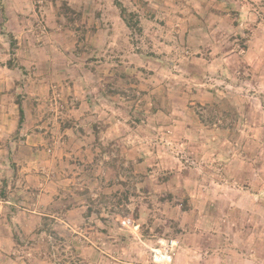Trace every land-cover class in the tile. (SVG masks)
Instances as JSON below:
<instances>
[{
    "label": "rangeland",
    "instance_id": "374dc122",
    "mask_svg": "<svg viewBox=\"0 0 264 264\" xmlns=\"http://www.w3.org/2000/svg\"><path fill=\"white\" fill-rule=\"evenodd\" d=\"M8 2L0 264H251L264 0Z\"/></svg>",
    "mask_w": 264,
    "mask_h": 264
},
{
    "label": "crops",
    "instance_id": "0c3cea01",
    "mask_svg": "<svg viewBox=\"0 0 264 264\" xmlns=\"http://www.w3.org/2000/svg\"><path fill=\"white\" fill-rule=\"evenodd\" d=\"M17 0H9V4L12 2V3H15ZM5 3H6V0H5ZM6 5V4H5ZM22 4H19V5H16V6H21ZM9 9H6V12L8 11ZM5 12V17H8L13 14V11L10 12V14H6ZM18 15V14H15V16ZM14 16V15H12ZM5 17H3L5 19ZM7 203V202H5ZM39 215H43V216H46L45 214H41L39 213ZM46 231L44 229H40L39 231ZM262 231H264V228L262 229ZM260 247V251L256 254L254 252V248L258 249ZM246 259L244 261H247L248 263H251V264H254L255 262H259L260 264H264V238L261 237V240H255V246H252L251 249H250V253L248 255V253L246 254ZM163 261V260H162ZM166 261V260H165Z\"/></svg>",
    "mask_w": 264,
    "mask_h": 264
},
{
    "label": "trees",
    "instance_id": "16d2710c",
    "mask_svg": "<svg viewBox=\"0 0 264 264\" xmlns=\"http://www.w3.org/2000/svg\"><path fill=\"white\" fill-rule=\"evenodd\" d=\"M113 4L119 9V15H120L121 19L124 21V23L126 24V26L129 27V28L133 27V24L131 23V19H132L133 15L127 13V10L122 6V4L119 2V0H113ZM0 28H1V25H0ZM9 40H10V47H11V49H13L16 46V41L13 40L12 36H10ZM22 114H23L22 113V109H21V107L19 105V115H20V117H22ZM39 232L42 233L44 231L41 230ZM52 235H53L52 237H55L56 239H58L57 238V234L55 232H53ZM52 237L50 239H52ZM55 238H53V239H55ZM58 240L61 241V239H58Z\"/></svg>",
    "mask_w": 264,
    "mask_h": 264
},
{
    "label": "built area",
    "instance_id": "2783aa9c",
    "mask_svg": "<svg viewBox=\"0 0 264 264\" xmlns=\"http://www.w3.org/2000/svg\"><path fill=\"white\" fill-rule=\"evenodd\" d=\"M174 246H175V243L173 241L168 242L167 243L168 248H165V250H164L165 255L170 253L173 250Z\"/></svg>",
    "mask_w": 264,
    "mask_h": 264
}]
</instances>
